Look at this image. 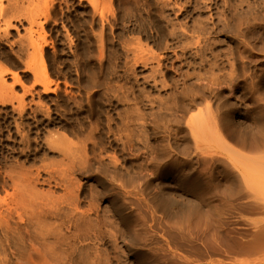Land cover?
Listing matches in <instances>:
<instances>
[{
	"label": "rangeland",
	"instance_id": "obj_1",
	"mask_svg": "<svg viewBox=\"0 0 264 264\" xmlns=\"http://www.w3.org/2000/svg\"><path fill=\"white\" fill-rule=\"evenodd\" d=\"M104 1L0 34V264H264V0Z\"/></svg>",
	"mask_w": 264,
	"mask_h": 264
},
{
	"label": "bare ground",
	"instance_id": "obj_2",
	"mask_svg": "<svg viewBox=\"0 0 264 264\" xmlns=\"http://www.w3.org/2000/svg\"><path fill=\"white\" fill-rule=\"evenodd\" d=\"M80 2H82V0H79ZM87 1V0H86ZM209 1V0H208ZM211 1V0H210ZM213 1V0H212ZM23 2H25L24 0H0V34L1 33H3V34H7L8 33V29L9 28H13V27H15L14 26V23L13 22H16L19 26H23L25 23L26 24H28V26H27V28L25 29L26 30V33H27V43H26V45H29V47H31V49L33 48L34 50H37L38 51V53L39 54H41L42 53V45L40 44V43H36V41L35 40H33L31 37V34L33 33V27L34 26H36L38 29H41L42 27H43V24L44 23H46L47 22V20H48V18H49V15H50V12H52L53 10V8H52V3L54 2V0H45V3H44V6L42 7V9L41 10H39V13L37 14V15H33V14H31V11H28L29 9H27L26 7H24V3ZM133 2H136V1H133ZM131 3L130 1H128V0H125L124 2H123V5L125 6V9H128V7L126 6V3H128V6L129 5H133V6H136V3ZM197 2V1H196ZM204 2V1H203ZM203 2H202V5H203ZM5 3V4H4ZM199 2H197L196 3V5L198 4ZM205 3H207V2H205ZM88 4H89V6H90V8H91V18H92V21H93V24L91 25V27H93L94 26V21H95V19H96V17H98V20L96 21L97 23V25H99V28H100V33H98V32H96L95 34H97L96 36L94 35V31H93V34L92 35H94V37L95 38H97L96 40H95V42H97V43H99V45L102 47V45H101V43H103V40L101 41V39H103V37H102V31L104 30V27H105V23H106V12H107V9H106V3H105V1L104 0H88ZM208 4V3H207ZM206 4V5H207ZM166 5V2H160V5H158V10L159 11H157V13H156V15L158 16V14H160V13H162L163 14V7ZM195 5V6H196ZM199 5H201V2H200V4ZM205 5V4H204ZM209 5V4H208ZM198 6V5H197ZM197 6H196V8H197ZM210 6V5H209ZM209 6H208V8H209ZM201 7V6H200ZM52 8V9H51ZM211 9V8H210ZM52 10V11H51ZM51 16V15H50ZM159 16H161V15H159ZM39 17H42V22H40V21H38V19L37 18H39ZM243 17V16H242ZM245 17H243V19H244ZM248 18V17H247ZM215 24V23H214ZM181 25H183V24H181ZM202 25H204V24H202ZM202 25H199V27L198 26H196V27H198V29L200 30V29H203V31H204V27H201L200 28V26H202ZM206 25H208L207 24V22H206ZM216 25V27H217V24H215ZM13 26V27H12ZM179 26V25H178ZM180 27V26H179ZM183 27V26H182ZM182 27H180V28H182ZM185 27V26H184ZM174 28H177V27H174ZM187 28V27H186ZM194 28V27H193ZM93 29V28H92ZM183 29V28H182ZM181 29V30H182ZM197 29V28H196ZM211 29V28H210ZM170 30H174L173 28L172 29H170ZM175 30H178L179 31V29L177 28V29H175ZM180 30V31H181ZM186 30L187 29H185V32H186ZM199 30H198V32H199ZM177 31V32H178ZM183 31L184 30H182V33L181 32H179V34H180V38L182 37V38H184V37H186V38H188L187 36H186V34H185V32H184V34H183ZM188 31V30H187ZM195 31V30H194ZM203 31H202V33H203ZM171 32H176V31H170V33ZM191 32V31H190ZM192 32H193V30H192ZM191 32V33H192ZM194 33V32H193ZM199 33H201V32H199ZM206 33H209V31H207ZM177 33H173V36L174 35H176ZM170 35H172V34H170ZM182 35H184V37L182 36ZM188 35V34H187ZM243 35V34H242ZM241 35V36H242ZM194 36H196V35H193V37ZM198 36V35H197ZM248 36H250V35H248ZM252 36V35H251ZM254 36V35H253ZM0 37H1V35H0ZM93 37V38H94ZM176 37V36H175ZM193 37H190L189 39H190V41L193 39ZM244 37V36H243ZM94 38V39H95ZM174 38V37H173ZM195 38V37H194ZM209 38V37H208ZM251 37H248V39H250ZM175 39V38H174ZM178 39H179V35H178ZM200 39H201V37H200ZM199 39V37H196L195 38V40H192L193 42H191V43H193V44H196V45H194V49H195V51L197 52V53H199L200 51H201V48H203V47H201L202 46V44H204V43H202L201 44V40ZM205 39V38H204ZM207 39V38H206ZM252 39H253V37H252ZM200 40V41H199ZM175 41H176V39H175ZM204 42V41H203ZM190 43V42H189ZM95 44V43H94ZM192 44V45H193ZM206 44V43H205ZM97 46H96V48L97 47H100L98 44H96ZM204 47H205V45H203ZM19 47H20V50L21 51H23L24 49H26V46L24 45V42L23 41H20V44H19ZM101 47H100V49H101ZM32 49V50H33ZM100 49H98L99 51H100ZM101 52H102V50H101ZM100 52V53H101ZM194 54H196V53H194ZM197 55H199V54H197ZM135 57H136V55H134ZM135 59V58H134ZM135 62H137V60H134V63ZM42 70H43V72L45 73V69H44V65H42ZM7 73H10L11 75H12V84L10 85H7V84H5V82H4V75L5 74H7ZM17 84V83H20V78H19V76H17L15 73H11V72H9V70L8 69H6V68H3V69H1L0 70V88L1 89H3L5 92H9V91H11L12 90V87L14 86V84ZM50 82L49 81H47V80H45L44 82H43V85L45 86V90H48V87H47V85L49 84ZM22 84V83H21ZM23 86V85H22ZM23 93H24V91H23ZM20 100L19 101H21L22 102V98H19ZM5 101H7V98H4V99H1L0 100V102L1 103H4ZM22 104V103H21ZM20 106V105H19ZM217 135V134H216ZM215 135V136H216ZM216 137H218V136H216ZM219 138V137H218ZM220 139V138H219ZM223 145H226V144H223ZM227 146V145H226ZM51 147H53V146H51ZM227 148H230L229 146H227L226 147V150H227ZM54 153V152H53ZM43 168V167H42ZM44 168H45V166H44ZM47 168V167H46ZM45 168V169H46ZM45 169H43V171L45 170ZM47 171H45V173H48L47 174V178H49V179H47L46 178V180H56V181H53V182H56L55 184H57V183H60V180H59V178L57 179V177H55V176H57V172H56V170H54L55 172H54V174L52 173L53 172V169H51V170H49V168H47L46 169ZM49 170V171H48ZM36 171V173L37 174H35L36 176H40V173H39V169L38 170H35ZM34 171V172H35ZM51 171V172H50ZM41 173H42V170H41ZM44 173V172H43ZM56 174V175H55ZM28 175H33V173H29ZM46 175V174H45ZM55 175V176H54ZM34 176V175H33ZM39 176H38V178H39ZM27 177V176H26ZM32 177V176H31ZM28 178V179H27ZM27 178H24L22 181H27V184H25V186L27 185V186H29L28 188H30V190L32 191L33 189H31V186L33 185V186H35V182H37L38 183V179H37V177H35V178H31V180H29V178L30 177H27ZM53 178V179H52ZM11 180V182H13V177H12V175H6V178L5 179H3V177H2V187L3 186H6L5 184H7L6 183V181L7 180ZM19 179H17V181H18ZM44 180V179H43ZM21 181V180H20ZM35 181V182H34ZM39 181H40V179H39ZM58 181V182H57ZM32 182H34V183H32ZM17 183V182H16ZM22 183V182H21ZM20 183H17V185H16V187H21V185L20 186H18ZM8 185V184H7ZM24 185V184H23ZM71 185V183H66L65 184V186H64V189L65 190H67V192L70 190V186ZM26 186V187H27ZM32 186V188H35V187H33ZM73 204L72 202H68V204ZM46 211V210H45ZM46 213V212H45ZM46 214H49L50 216L53 214L54 216H56V212H51V213H46ZM48 215V216H49ZM58 215V214H57ZM60 238V237H59ZM59 238H57V240L58 241H60V239ZM56 241V240H55ZM54 244H55V242H54ZM57 244V243H56ZM55 244V245H56ZM58 263V262H57ZM59 264V263H58Z\"/></svg>",
	"mask_w": 264,
	"mask_h": 264
}]
</instances>
